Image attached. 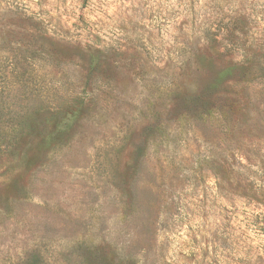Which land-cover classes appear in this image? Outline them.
<instances>
[{
	"label": "rangeland",
	"instance_id": "obj_1",
	"mask_svg": "<svg viewBox=\"0 0 264 264\" xmlns=\"http://www.w3.org/2000/svg\"><path fill=\"white\" fill-rule=\"evenodd\" d=\"M0 264H264V0H0Z\"/></svg>",
	"mask_w": 264,
	"mask_h": 264
}]
</instances>
